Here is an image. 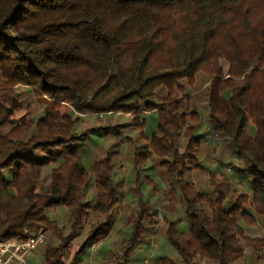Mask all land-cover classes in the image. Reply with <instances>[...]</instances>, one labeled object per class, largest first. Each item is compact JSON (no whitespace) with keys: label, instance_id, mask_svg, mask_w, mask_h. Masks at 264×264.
<instances>
[{"label":"trees","instance_id":"obj_1","mask_svg":"<svg viewBox=\"0 0 264 264\" xmlns=\"http://www.w3.org/2000/svg\"><path fill=\"white\" fill-rule=\"evenodd\" d=\"M19 87L43 101L37 120L15 123ZM123 116L128 131L117 129ZM204 149L227 150L245 191L209 170V189L194 185ZM151 160L164 189L145 172ZM152 194L167 201L160 221L175 259L162 264H230L241 240L264 250L243 227L264 224V0H0V242L49 232L43 264H80L121 213L115 261L130 264L159 221ZM56 208L66 225L50 220Z\"/></svg>","mask_w":264,"mask_h":264},{"label":"rangeland","instance_id":"obj_2","mask_svg":"<svg viewBox=\"0 0 264 264\" xmlns=\"http://www.w3.org/2000/svg\"><path fill=\"white\" fill-rule=\"evenodd\" d=\"M204 80L203 77L199 76L197 78V85L202 84L201 82ZM20 93V99L23 106V109L17 114L16 121L17 123L18 118L23 116L25 119L35 121L37 120L40 115L42 114V110L44 108L43 101L39 100L34 94L23 87H19L17 89ZM147 116V126L145 128V133L147 136H150L152 133L155 132V121L154 117L150 114H146ZM14 117V118H15ZM89 126L93 125H100L103 124V121L100 119H95L94 117L87 120ZM119 125L117 126L118 130L128 131L131 129V123L129 122L128 116H123L117 118L115 120ZM249 132H252V128L249 126ZM104 143L102 139L96 142ZM94 143L90 142L87 149L85 150V158L84 164L86 167H90L92 158H93V150H95ZM214 152L211 150L204 149L202 152L199 153L200 156V164L205 167L206 170L202 172H197L196 169H193L191 172V180L197 188H202L204 190L209 189V180L207 179V170L213 172L216 177L220 178L223 175L229 177V185L231 189H236L237 192L245 191L244 181L241 178L240 174L237 173L232 166H235V162L229 157V154L226 149H223L220 152L218 157H215ZM122 168L116 171L118 174V178L122 177V188H123V202L122 207L129 203V194L127 193V176H128V168L129 164L127 162L126 157H123L121 162ZM230 164V165H229ZM232 164V165H231ZM145 172L148 176L155 179L158 182L159 187L162 189L165 186L160 182L157 173H156V162L151 160L149 161L148 165L146 166ZM94 178L91 177L89 185L86 191V199L89 201H93L94 198V185H93ZM42 181L47 183L48 177L47 172L44 173ZM127 181V182H126ZM146 194V190L144 191ZM150 198L154 201L157 207V214H158V223L160 224L159 227L158 223L149 232L148 236L140 244V246L136 249L133 254L132 260L130 264H162L161 258L166 257L168 259L174 258V253L172 248L170 247L169 243L167 242L164 236V227L162 224V205H165L167 201L163 198L162 194H152ZM49 218L51 221L55 222L57 225H66L67 223V212L63 208H56L48 212ZM173 219L180 218L181 214L179 211H176L172 214ZM181 219V218H180ZM178 219L177 226L179 229H183L184 223L182 220ZM122 214L120 213L119 218L115 222L111 232L109 235L100 241L97 244L90 246L86 252L79 256L80 264H118L115 261L116 254L119 253V247L123 243V239L125 237L124 227L122 223ZM245 229V235H248L250 238H264V224L262 221L257 220L255 224L252 225H243ZM44 241L40 244L36 251L34 252L33 256L23 264H43V251L45 248L51 246L56 242L54 236L49 233L45 232L43 234ZM84 239L83 235H79L74 241L73 245L75 249L72 250L70 258H73L74 251L79 248L82 241ZM249 245L244 244V241L241 240V244L245 247L244 249V256L239 257L230 264H264V250L260 249L258 246H254L252 241H249ZM256 244V242H255ZM258 257V258H256ZM175 259V258H174ZM19 264V263H14ZM197 264H215L210 261H199Z\"/></svg>","mask_w":264,"mask_h":264},{"label":"built area","instance_id":"obj_3","mask_svg":"<svg viewBox=\"0 0 264 264\" xmlns=\"http://www.w3.org/2000/svg\"><path fill=\"white\" fill-rule=\"evenodd\" d=\"M43 241V233L32 232L23 240L11 238L0 242V264L25 263Z\"/></svg>","mask_w":264,"mask_h":264}]
</instances>
